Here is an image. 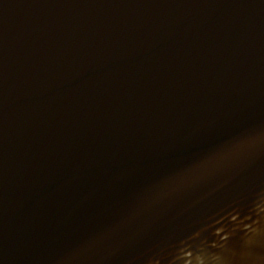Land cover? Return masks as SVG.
<instances>
[{
	"label": "water",
	"instance_id": "95a60500",
	"mask_svg": "<svg viewBox=\"0 0 264 264\" xmlns=\"http://www.w3.org/2000/svg\"><path fill=\"white\" fill-rule=\"evenodd\" d=\"M0 264H264V0H0Z\"/></svg>",
	"mask_w": 264,
	"mask_h": 264
}]
</instances>
